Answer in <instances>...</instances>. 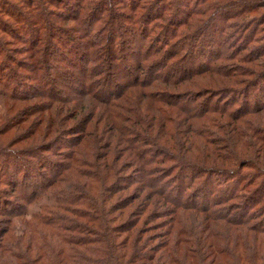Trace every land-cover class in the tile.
<instances>
[{
    "label": "trees",
    "instance_id": "16d2710c",
    "mask_svg": "<svg viewBox=\"0 0 264 264\" xmlns=\"http://www.w3.org/2000/svg\"><path fill=\"white\" fill-rule=\"evenodd\" d=\"M1 137L0 264H264V0H0Z\"/></svg>",
    "mask_w": 264,
    "mask_h": 264
},
{
    "label": "rangeland",
    "instance_id": "374dc122",
    "mask_svg": "<svg viewBox=\"0 0 264 264\" xmlns=\"http://www.w3.org/2000/svg\"><path fill=\"white\" fill-rule=\"evenodd\" d=\"M159 72H164V71L161 70V71H159ZM176 75H177V74H176ZM120 78H122V76H120ZM197 80H199V79H197ZM119 81H120V80H119ZM120 82L123 83V80L121 79ZM73 86H74L75 89L78 88V85H74V84H73ZM67 90H68V89H67ZM68 92H70V91H68ZM209 98H211V97H210V96H207V97H204L203 100H206V101H208V103H209ZM203 100H202V102H203ZM214 101H216V100H215V99H212V100L210 101L209 105H213V104H214ZM27 115L29 116L30 113L27 112ZM23 119H24V118H23ZM23 119H22V120H23ZM33 119H34V117H32V118L30 119L31 122L33 121ZM30 124H31V123H30ZM30 124H29L28 126H30ZM40 124H41V123H40ZM40 124H39V125H40ZM72 124H74V123H72ZM26 125H27V124H26ZM26 125H25V126H26ZM39 125H38V126H39ZM28 126H27V128H28ZM38 126H37V127H38ZM37 127H33V129H35V128L37 129ZM24 128H25V127H24ZM30 132H31V131H30ZM36 133H37V132H36ZM68 133L70 134V132L65 131V136H68ZM12 136H13V133H12V135H9V136L7 135V136H5V137H6V140L12 138ZM3 138H4V137H1L0 140H2ZM26 144H29V141H28ZM25 146H26V145H23L22 148L25 147Z\"/></svg>",
    "mask_w": 264,
    "mask_h": 264
}]
</instances>
